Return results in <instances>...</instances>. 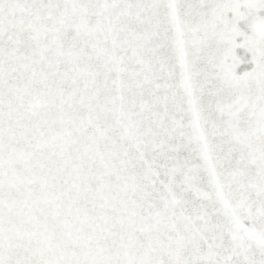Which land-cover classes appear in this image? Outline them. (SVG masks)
Listing matches in <instances>:
<instances>
[{
  "label": "snow or ice",
  "instance_id": "1",
  "mask_svg": "<svg viewBox=\"0 0 264 264\" xmlns=\"http://www.w3.org/2000/svg\"><path fill=\"white\" fill-rule=\"evenodd\" d=\"M0 264H264V0H0Z\"/></svg>",
  "mask_w": 264,
  "mask_h": 264
}]
</instances>
